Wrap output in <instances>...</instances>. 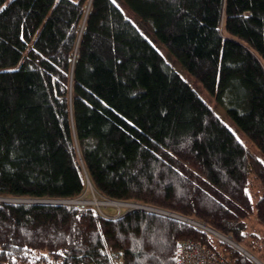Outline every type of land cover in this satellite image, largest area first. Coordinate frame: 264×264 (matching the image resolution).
Wrapping results in <instances>:
<instances>
[{"label":"trees","instance_id":"16d2710c","mask_svg":"<svg viewBox=\"0 0 264 264\" xmlns=\"http://www.w3.org/2000/svg\"><path fill=\"white\" fill-rule=\"evenodd\" d=\"M121 1L264 156V0ZM0 9V198L71 201L91 185L264 263L248 223L264 226V161L115 0ZM183 240L254 264L151 210L0 202V264H177Z\"/></svg>","mask_w":264,"mask_h":264},{"label":"rangeland","instance_id":"374dc122","mask_svg":"<svg viewBox=\"0 0 264 264\" xmlns=\"http://www.w3.org/2000/svg\"><path fill=\"white\" fill-rule=\"evenodd\" d=\"M115 2L117 3V5H119L123 11L125 12V14L127 15L128 18H131L132 21L136 24V26L139 29H142V31L145 33V35L147 36L148 39L151 40V42L155 45V47L162 53V55L165 57V59L174 67L175 70H177L180 75L186 80V82H189L191 87L198 93H200L201 97L210 105V107H212L214 109V111L219 114V118L225 123L227 124V126L229 127V129L238 136V138L240 139V141L247 146L250 151L255 155H260L258 153V150L256 149V147L254 145H252L251 141L248 139V137L246 135L243 134V132L239 129V127L237 126V124H235V122L229 117L228 113L226 112V109L223 106H220L218 103H216L214 97L212 96L211 93L207 92V90L203 87V85L200 83V81H197L193 76L190 75V73L188 71H185V69L183 68V66L181 65V63H179L177 60H174V58L172 57V55L169 53V51L164 47V45L159 41V39H156L154 37V35H150L148 34V29L147 28H143L142 26V22L139 21V19L132 13V11L125 6V4L121 1V0H115ZM5 6V5H4ZM145 29V30H144ZM147 33H146V32ZM220 109H219V108ZM223 110V112H222ZM261 159L264 161V156H261ZM95 197L100 198L102 200L107 199L103 196L98 195V193L96 192V190L94 189L93 186L88 185L86 190L84 191V193L82 194V196L79 198V200L82 199H86L88 201H93V199H95ZM69 205H73L79 208H83L84 206H92V207H97L98 210L103 213V215H107V216H111V217H116L122 214L127 213V211H130L133 208H125V207H121V206H117L116 207L114 205H102V206H96L95 204H78L75 203L74 200L69 202ZM121 207V208H120ZM249 231L250 232H255L257 234L263 235L264 234V226L257 222L256 217L253 216V218L251 220H249ZM204 230V229H202ZM221 240V239H220ZM223 241V240H222ZM233 241V240H232ZM227 246L230 245L229 243L223 241ZM234 242V241H233ZM236 243V242H234ZM237 244V243H236ZM238 245V244H237ZM240 245V244H239ZM231 246V245H230ZM242 246V245H241ZM233 247V246H232ZM244 248V246H242ZM235 248V247H234ZM249 254L251 252H249L246 248H244ZM238 250V249H237ZM239 251V250H238ZM252 254V253H251ZM254 256V254H252ZM256 257V256H255ZM257 258V257H256ZM261 263H263V261H261L259 258H257ZM254 263V262H253ZM255 264V263H254ZM264 264V263H263Z\"/></svg>","mask_w":264,"mask_h":264},{"label":"built area","instance_id":"2783aa9c","mask_svg":"<svg viewBox=\"0 0 264 264\" xmlns=\"http://www.w3.org/2000/svg\"><path fill=\"white\" fill-rule=\"evenodd\" d=\"M176 248L177 264H234L224 254H215L212 248L199 241L183 240Z\"/></svg>","mask_w":264,"mask_h":264},{"label":"water","instance_id":"95a60500","mask_svg":"<svg viewBox=\"0 0 264 264\" xmlns=\"http://www.w3.org/2000/svg\"><path fill=\"white\" fill-rule=\"evenodd\" d=\"M88 184H90V182ZM71 201H73V200H71ZM71 201H68V200H60L59 201V200H50V199L49 200H42V199H38L37 200V199H30V198L24 199V198H7V197L0 198V202H3V203L7 202V203H13V204H16V203H23V204H27V203L38 204V203H41V204H48V205L49 204H59L60 205V204H69V202H71ZM117 202H119V201H117ZM122 203H124V202H122ZM133 204H134L135 207L133 209H131V210H138V209H142V210H146V211L151 210L153 212H156V213H159V214L161 213V214H164V215H167V216H170V217L172 216V217H174L176 219H179V220H182V221L184 220V221H186L188 223H191L192 225H195V223H193V220H190V219H188V218H186L184 216L177 215V214H175L173 212L169 213V212L164 211L162 209L159 210V209H156L154 207H151V206L148 207V206H145V205H142V204H139V203L138 204L133 203ZM207 232L211 233L214 236H217L221 240L229 243L231 246H233L236 249L240 250L245 256H247L255 264H263L255 256H253L251 253L249 254L241 245H237L236 243H234L230 237H226V236L220 234L217 231L215 232L211 228H209V230H207Z\"/></svg>","mask_w":264,"mask_h":264},{"label":"bare ground","instance_id":"6f19581e","mask_svg":"<svg viewBox=\"0 0 264 264\" xmlns=\"http://www.w3.org/2000/svg\"><path fill=\"white\" fill-rule=\"evenodd\" d=\"M74 202L75 203H78V204H82V203L88 204V203H91V204H95L96 206L114 205L116 207V205H117V206H121V207H125V208H127V207L128 208H134L135 207L134 204L133 203H130V202H127V203H122V202H117V201L113 202V201H111L109 199L102 200V199L97 198V197H95V199H93V201H88L86 199H82V200L76 199V200H74ZM193 223H195V225L198 226V227H200L201 229H204V231L205 230L206 231L209 230V228L206 225H203V224H201L200 222H198L196 220H194Z\"/></svg>","mask_w":264,"mask_h":264},{"label":"snow or ice","instance_id":"6c2138e0","mask_svg":"<svg viewBox=\"0 0 264 264\" xmlns=\"http://www.w3.org/2000/svg\"><path fill=\"white\" fill-rule=\"evenodd\" d=\"M0 10H2V9H0Z\"/></svg>","mask_w":264,"mask_h":264}]
</instances>
